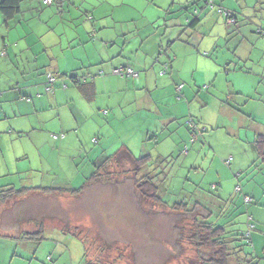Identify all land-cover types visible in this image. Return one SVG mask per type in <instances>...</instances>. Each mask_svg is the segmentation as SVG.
Masks as SVG:
<instances>
[{"label":"rangeland","instance_id":"1","mask_svg":"<svg viewBox=\"0 0 264 264\" xmlns=\"http://www.w3.org/2000/svg\"><path fill=\"white\" fill-rule=\"evenodd\" d=\"M231 1L216 0L214 10L205 7L197 13L201 20L205 12V17L216 19L215 31L220 28V37L204 26L196 30L187 27L185 39L190 41L192 51L199 57L206 54L199 65L205 60L215 64L218 76L201 84L200 89L191 88L187 83L191 88V100L187 103L182 94H175L174 100L179 97L178 103H185L187 116L179 118L180 127L171 137L177 145L172 155L158 158L153 141H149L145 152L134 154L135 158L150 157L147 172L159 185L158 195L167 204H154L142 197L133 183L134 166L130 163L108 169L113 172L112 182L88 184L81 196L31 193L29 205L20 201L12 209L13 219L24 221L29 217V232L38 231L40 223L43 224L42 232L31 240L17 241L13 237H17L18 231L13 232L12 237H5L9 234L4 232L12 231L11 227L4 232L0 229V264H85L86 249L87 260H101L102 264H199L200 260L210 258L211 251L207 246L195 249L190 238L192 221L207 216L210 223L224 227L231 235L248 236L250 244L242 242L239 264H244L246 257L248 260L254 258L253 264H264V164L253 146L255 135L264 133V118L260 113L264 104V0H248L245 5ZM221 7L234 13V23H227L224 16L216 12ZM82 12L78 11L81 19L84 18ZM74 30L71 26L70 33ZM245 39L252 44L256 40L247 63L239 62L236 56L244 55ZM58 49L56 54H59ZM172 50V53L179 51L177 47ZM13 56L12 52L0 56L1 87L4 78L21 84L23 66L19 61L17 66ZM32 65L29 62V85L41 87L43 91L41 83L46 79L47 70ZM39 65L42 66L40 62ZM159 75L162 76L160 72ZM55 79L53 88L61 90L62 82ZM66 83L70 86L69 81ZM180 86L183 88V84ZM240 89L244 91L243 97ZM39 93L49 99V94ZM34 96L29 91V98ZM17 101L24 106L29 103L24 98ZM50 107V110L30 115L29 126L19 123L22 129L39 130L29 132V140L22 130L12 134L14 139L18 138V153L20 148L29 147V161L16 162L13 153L17 145L11 142L13 149L6 153L4 161L7 164H2L8 174L0 178V186L79 189L94 172L96 161L115 153L120 143L126 141L119 135L124 126L123 115L115 125L104 126L101 131L92 124L79 132L76 127L67 129L64 136L68 143L61 147L62 140L53 139V135H59L56 130L62 128V124L68 127L69 123H60L56 116L63 107ZM252 114L257 118L256 126ZM188 121L194 126L191 128L193 134L188 130ZM125 125L128 124L125 122ZM9 131L4 130V136H8ZM132 148L137 150L139 146ZM170 148L171 145L161 147L163 152ZM23 163L29 172L21 170L25 167ZM244 196L251 202L247 203ZM182 202L190 208L188 212L171 210L173 204ZM1 210L0 221L2 217L4 221L9 220L7 213L11 211L5 214ZM19 222L20 230L28 229Z\"/></svg>","mask_w":264,"mask_h":264},{"label":"crops","instance_id":"2","mask_svg":"<svg viewBox=\"0 0 264 264\" xmlns=\"http://www.w3.org/2000/svg\"><path fill=\"white\" fill-rule=\"evenodd\" d=\"M42 1L21 0L20 12L8 22L0 14V56H8L12 52L17 66L18 61L23 66L21 84L14 83L11 78H4L5 82L1 87L0 77V90L3 91V94L0 92V178L8 174L2 164L7 157L6 153L13 149L10 143L18 144V138L14 139L12 134L22 130L29 140V132L39 131L34 127L30 131L29 127L22 129L19 123L25 122L29 126L30 115L50 110V106L63 107L64 110H59L56 116L60 123H69L66 128L62 124L63 127L56 130V134L65 135L67 129L73 127L78 128L79 132L87 129L90 124L96 125L97 131H101L104 126L115 125L116 120L124 115V126L119 135L126 141L120 143L117 151L126 149L135 158L136 151L145 152L144 148L149 141H153L157 157L169 158L177 146L171 137L180 127L177 123L179 118L187 116L184 114V102L191 100L192 86L200 89L201 84H207L210 79L218 76L215 64L205 60L199 65L200 59H205L206 54L199 57L192 51L190 41L185 39L187 27L196 30V27L204 26L221 36L219 27L218 32L215 31L216 19L205 17L207 12L201 15L202 20L197 15L205 7L210 9L208 3L212 2L214 5L216 0H208V3L207 0H56L49 6ZM237 1L244 2L242 4L245 5L248 0ZM79 10L83 11L82 19L79 18ZM67 23L70 26H65ZM79 24L84 27L80 28ZM71 26L75 28L73 33H70ZM221 29L223 31L222 27ZM245 43L244 55H236L238 61L243 63L250 62L256 40L253 44L250 41ZM241 44L240 42L239 48L242 47ZM175 47L179 51L172 53V48ZM57 49L59 54L55 53ZM29 62L36 68H46V75L53 73L62 82V89L53 88L51 93H47L46 79L41 83L43 91L41 87L30 86ZM164 64H167V70L160 76L159 72L161 74ZM127 67L137 72V80L113 75V70ZM71 78L84 83L85 90L72 83ZM66 81L70 82V86ZM187 83L191 88L187 87ZM88 84L91 86L88 87ZM181 84L183 88L179 94L183 95L185 101L178 103L177 99L180 98L174 100V96L178 94L176 87ZM29 91L35 95L34 98H29ZM39 92L49 94V99ZM239 94L243 97L244 91L240 89ZM19 98L29 102L27 106L17 101ZM192 103L193 100L187 107V114ZM105 111L106 114L103 113ZM260 113L264 118V104ZM252 116L253 122H256L257 118L253 114ZM254 125H258L257 122ZM9 129L8 136H4V130ZM255 132L258 133V129ZM66 138H59L63 143L61 147L68 143L65 142ZM134 145H138L139 149L132 148ZM165 145H171V148L163 152L161 147ZM17 150L18 145L13 153L17 163L29 161L28 146L20 148L19 153ZM26 163H23L25 167L21 169L25 170L24 173L29 172ZM20 201L29 205V195L0 207L5 214L11 211L7 213L9 220L6 218L4 221L2 217L0 221L2 231L9 227L12 230L3 231L9 234L5 237H12L11 234L15 231L19 232L17 236L22 232H29V217L24 221L13 219L15 214L12 209ZM6 206L8 207L5 208ZM1 214L0 212V216ZM19 221L28 229L20 230Z\"/></svg>","mask_w":264,"mask_h":264},{"label":"trees","instance_id":"3","mask_svg":"<svg viewBox=\"0 0 264 264\" xmlns=\"http://www.w3.org/2000/svg\"><path fill=\"white\" fill-rule=\"evenodd\" d=\"M55 2L56 0H54V3ZM208 2L209 1L207 0V3ZM20 3L21 0H0V14L5 19V22L10 21L20 12ZM210 9L214 10L215 7ZM228 14H229L228 17L225 18L227 23L228 20H235L234 13L232 11L230 12L228 11ZM166 65L167 64H164L162 66L163 67L161 71L162 75L165 74L167 70ZM165 67L166 70L164 71ZM137 78H138V74H137ZM71 79H72V83L78 85L81 89L85 90L84 83L82 84L78 82L76 78H71ZM88 85H87L88 87L91 86V84ZM179 86L180 85H178L176 88H178ZM180 91H177V93L179 94ZM188 124H189L188 130L193 134L194 130L192 132L191 128L194 126L189 121ZM253 146L261 162L264 164V133L255 135ZM150 160L151 159L148 155H142L138 158H134L126 149L118 150L113 155L106 156L96 161V164H94V168H95L94 172L90 175L89 178H87L85 184H83V186L80 187L79 189H59V188H51V187H43V188L22 187L20 189H16L9 184L5 186H0V207L15 200L21 199L22 197L28 196L31 193L32 194L37 193V195H41V196H51V195L61 196L64 194L71 197L81 196L88 184L93 185L96 183H103L108 181L112 182L111 180L113 177L111 174L112 171L109 172L108 169L120 166L121 164H125V163H130L134 166L132 169L133 183L135 184L136 189L139 190V192L142 194L143 198L148 200L150 199L154 204H158V203L167 204L164 201H162L161 197L158 195L159 185L153 182V177L150 175L149 172H147L146 169L148 167L147 163ZM238 190L239 188L237 189V191ZM245 198L248 197L244 196V199ZM246 202L247 203L251 202V199L250 201H246ZM198 206L200 205L198 204ZM189 209L190 208L187 207V205L184 204L183 202L179 204L175 203L173 204V206H171V210L173 211L188 212ZM222 214L223 213L220 212V215ZM207 218L208 216L202 220L194 218L192 221L193 233L190 236V238L192 239L191 241L194 244V246H196L195 249L200 250L202 247L207 246L211 251L210 258L205 260H200L199 264H236V262L238 263L239 261L238 256L242 252V246H243L242 242L248 241V244H250V240L248 239V236L243 234L231 235V231H227L222 226H217L214 223H210V221H208ZM37 223L38 222L36 221L35 224ZM38 226L39 229L36 232L33 233L22 232L17 237H13V238L16 239L17 241L29 240V239L31 240V238L34 235L40 234V232H42L41 229L43 224L40 223L38 224ZM263 234H264V230H263ZM40 239L41 238H37V240ZM85 253H86L85 264H102L101 260H94V261L87 260L86 259L87 249ZM253 259L254 258H250V260H248V257L244 258L245 260L244 264H253V262L255 261ZM104 262L106 263V261Z\"/></svg>","mask_w":264,"mask_h":264},{"label":"built area","instance_id":"4","mask_svg":"<svg viewBox=\"0 0 264 264\" xmlns=\"http://www.w3.org/2000/svg\"><path fill=\"white\" fill-rule=\"evenodd\" d=\"M42 3L44 5H48L49 6V5H52L54 3V0H43ZM209 7L210 8H214L212 2H209ZM216 11H217V13L219 15H223L224 18H227L228 15H229L228 11H225V10L220 9V8L216 9ZM233 21L234 20H228V23H233ZM165 70H166V67L164 68V71ZM164 71H163V73H164ZM113 75L120 76V77H123V78L130 77V78H133V79H137V73L133 69H131L129 67L123 68V69H121V68L115 69V70H113ZM55 81H56L55 76H53L52 74H47L46 75L45 91L47 93H49V92L51 93L52 92L53 85H54ZM181 87L182 86H179L177 88V91H180ZM104 113H106V112H104ZM63 137H64V135H59V136L53 135V139H59V138H63ZM245 201H250V199L249 198H245Z\"/></svg>","mask_w":264,"mask_h":264}]
</instances>
